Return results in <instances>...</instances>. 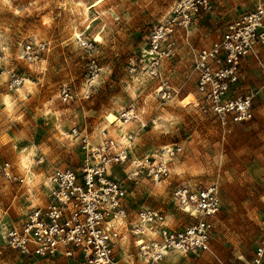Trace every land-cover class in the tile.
Listing matches in <instances>:
<instances>
[{
  "label": "rangeland",
  "instance_id": "374dc122",
  "mask_svg": "<svg viewBox=\"0 0 264 264\" xmlns=\"http://www.w3.org/2000/svg\"><path fill=\"white\" fill-rule=\"evenodd\" d=\"M176 1L0 0V264H76L22 255L4 244L3 234L9 225L21 224L31 208L46 204L45 186L53 169L80 171L89 148L107 140L115 144L108 153L129 149L128 160L108 172L126 190L131 221L139 210L154 209L171 228L183 229L196 219L179 209L174 188L217 184L221 204L213 218V254L179 253L170 263L237 264L252 258L264 236V58L246 71L245 61L234 87L240 94L247 86L259 89L256 113L253 102V119L232 126L224 139L219 123L195 107L192 63V48L219 39L249 0H213L212 13L189 39L179 31L165 44L169 56L162 59L161 75L152 78L146 56L150 34ZM27 43L46 45L33 64L22 58ZM13 71L24 81L11 90ZM164 84L178 90L174 99H159ZM65 86L73 92L66 102L60 97ZM188 97L194 102L183 106ZM110 114L118 118L114 124L108 123ZM73 128L80 134L76 139ZM82 136L90 143L87 149ZM174 146L181 152L166 159L167 178L157 183L144 174L127 178L135 162ZM6 163L24 184L3 178ZM122 232L128 239L120 244L123 263L147 264L137 255L141 239Z\"/></svg>",
  "mask_w": 264,
  "mask_h": 264
},
{
  "label": "built area",
  "instance_id": "2783aa9c",
  "mask_svg": "<svg viewBox=\"0 0 264 264\" xmlns=\"http://www.w3.org/2000/svg\"><path fill=\"white\" fill-rule=\"evenodd\" d=\"M213 0H178L168 15L152 29L146 56L147 74L161 75V62L169 56L165 44L177 32L185 39L206 15L212 13ZM264 48V0H249V8L229 23L219 39L209 46L193 49V71L196 73L195 107L214 118L224 139L232 126L249 122L254 117L255 93L235 92L244 62ZM45 43H27L23 47V60L37 61ZM11 90L24 81L17 72H9ZM90 86V84H89ZM88 86V88H89ZM89 93H87V97ZM178 90L164 84L159 88L161 101L174 99ZM66 102L73 98L72 90L65 86L60 92ZM80 134L71 130V137ZM84 149L89 147L86 136L80 137ZM114 142L107 140L97 149L88 150L80 171L66 167L55 168L49 176L45 193L46 204L31 208L19 225L5 228L4 244L25 256L42 259H68L76 264H122L124 255L120 246L123 230L135 238L137 255L147 264L170 263L173 256L200 255L210 252L213 218L220 210V192L217 184H181L174 188L173 198L183 212L196 219L183 229H173L165 215L154 209L143 208L131 221L124 205L126 190L120 181L109 174L114 164L128 160V147L115 153ZM181 152V148L164 147L144 160L135 162L128 179L147 175L155 183L169 176L167 160ZM157 160V161H155ZM42 162V158L38 161ZM7 181L24 184L25 179L12 171L9 163L1 170ZM237 264H264V236L251 259H239Z\"/></svg>",
  "mask_w": 264,
  "mask_h": 264
},
{
  "label": "crops",
  "instance_id": "0c3cea01",
  "mask_svg": "<svg viewBox=\"0 0 264 264\" xmlns=\"http://www.w3.org/2000/svg\"><path fill=\"white\" fill-rule=\"evenodd\" d=\"M246 6V9H245V11H247L248 10V8H249V1H248V3H247V5H245ZM244 11V12H245ZM196 27H198V26H196ZM196 27H195V29H196ZM193 33V32H192ZM259 58H264V49L263 48H261V47H258L257 49H256V55L255 56H250L247 60H246V62H245V71H246V68H250V66L251 65H255V61H256V59H259ZM244 90H245V92L246 93H249V92H253V93H259V89L258 88H256V87H253V86H247V87H245L244 88ZM245 93V94H246ZM257 98V97H256ZM256 101L257 100H255V102H254V106L256 105ZM255 113H256V106H255ZM122 241H124V239L122 240ZM126 242L128 241V239H127V237H126V240H125ZM124 241V242H125ZM120 244H121V242H120ZM120 246H122V245H120ZM121 249H122V252L124 253V251H123V247H121ZM142 260V259H141ZM142 261H144V260H142ZM124 262V261H123ZM122 264H124V263H122ZM202 264H204V263H202ZM224 264H225V262H224Z\"/></svg>",
  "mask_w": 264,
  "mask_h": 264
},
{
  "label": "bare ground",
  "instance_id": "6f19581e",
  "mask_svg": "<svg viewBox=\"0 0 264 264\" xmlns=\"http://www.w3.org/2000/svg\"><path fill=\"white\" fill-rule=\"evenodd\" d=\"M89 7H87V8H85V12H88L89 11ZM98 40V39H97ZM27 63H29V62H27ZM29 64H33V63H29ZM185 100V103H184V101H183V106H187V105H190L191 103H193L194 102V99H192V98H186V99H184ZM182 103V102H181ZM107 119H108V123L109 124H114L116 121H118V118L115 116V115H112V114H110L108 117H107ZM31 174H29V176H28V179H31Z\"/></svg>",
  "mask_w": 264,
  "mask_h": 264
}]
</instances>
